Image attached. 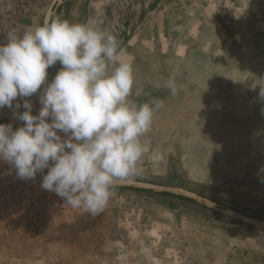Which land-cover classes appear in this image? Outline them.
Listing matches in <instances>:
<instances>
[{"label": "rangeland", "instance_id": "374dc122", "mask_svg": "<svg viewBox=\"0 0 264 264\" xmlns=\"http://www.w3.org/2000/svg\"><path fill=\"white\" fill-rule=\"evenodd\" d=\"M50 1L36 0L12 22L19 31L42 24ZM54 18L98 19L117 36L125 32L133 92L140 91L131 99L164 101L147 133L149 150L127 178L264 216V0H68ZM60 67L48 69V80ZM169 77L177 81L175 96L163 86ZM26 99L35 115L37 95ZM14 111L0 109V123L22 126ZM42 176L23 180L31 203L19 205L36 208L43 197L57 205L49 216L13 219L8 227L4 219L0 264H264L262 229L126 188H113L99 214L63 212V199L41 187Z\"/></svg>", "mask_w": 264, "mask_h": 264}, {"label": "clouds", "instance_id": "9594fccd", "mask_svg": "<svg viewBox=\"0 0 264 264\" xmlns=\"http://www.w3.org/2000/svg\"><path fill=\"white\" fill-rule=\"evenodd\" d=\"M4 38L0 109L14 108L23 123L16 128L0 123V161L21 180L43 173L44 190L72 208L99 214L114 186L136 171L149 150L147 133L164 101L131 99L140 95L133 92V59L98 19L54 18L23 31L10 27ZM57 62L61 67L48 80V69ZM163 86L177 94L174 78ZM38 92L41 107L34 115L26 98Z\"/></svg>", "mask_w": 264, "mask_h": 264}, {"label": "water", "instance_id": "95a60500", "mask_svg": "<svg viewBox=\"0 0 264 264\" xmlns=\"http://www.w3.org/2000/svg\"><path fill=\"white\" fill-rule=\"evenodd\" d=\"M67 1L68 0H51L49 5L47 6V9L45 10L42 19V24L46 21H51L52 16H54L55 14L57 15L59 13V6ZM36 95H37L36 114H38L39 109L41 107L38 99L39 92ZM46 172L47 169H45V173ZM114 188L144 190V191H149L153 194L164 193L170 196L182 197L223 217L229 218L233 221H237L239 223L251 227L264 230V219H260L255 216L242 213L232 208L224 207L208 197H205L203 195H200L194 191H191L183 187L173 186V185H163L149 181L126 178L123 181H119L114 186Z\"/></svg>", "mask_w": 264, "mask_h": 264}, {"label": "built area", "instance_id": "2783aa9c", "mask_svg": "<svg viewBox=\"0 0 264 264\" xmlns=\"http://www.w3.org/2000/svg\"><path fill=\"white\" fill-rule=\"evenodd\" d=\"M36 0H0V43H5V36L10 27L20 30L12 21L29 11ZM29 205L31 201L23 197V180L17 177L15 169L0 161V228L4 219L19 204Z\"/></svg>", "mask_w": 264, "mask_h": 264}, {"label": "crops", "instance_id": "0c3cea01", "mask_svg": "<svg viewBox=\"0 0 264 264\" xmlns=\"http://www.w3.org/2000/svg\"><path fill=\"white\" fill-rule=\"evenodd\" d=\"M130 38H128L129 40ZM128 40L126 41V43L128 42ZM125 43V44H126ZM125 44L122 46L124 47ZM38 194V193H37ZM54 194V193H53ZM50 195V194H49ZM41 198V196H40ZM49 201L46 200V198L44 199H40V205L36 204V208H22L20 205L14 206L12 207L11 211L9 213H7L6 218H5V222L7 223V227L8 224L10 223V221H12L13 219H19V218H24L27 219L30 215L31 216H35L37 214H44L46 216L51 215V213L53 212V208L54 206L57 205V202L55 199H48ZM62 207H67V209H63V212H68L69 211V205H67L66 203H61ZM4 227V226H3ZM2 227V228H3Z\"/></svg>", "mask_w": 264, "mask_h": 264}, {"label": "trees", "instance_id": "16d2710c", "mask_svg": "<svg viewBox=\"0 0 264 264\" xmlns=\"http://www.w3.org/2000/svg\"><path fill=\"white\" fill-rule=\"evenodd\" d=\"M124 30H125V28H124ZM118 38H119V40H120L122 46H123V45L126 43V41L128 40V36H126V33H125V32H124L123 34H121L120 36H118ZM42 174H43V173H42ZM133 190H135V189H133ZM135 191H142V192H146V193H150V194H152L151 192H149V191H144V190H135ZM160 195L170 196V195H168V194H164V193H162V194H160ZM171 197H173V198H175V199H178V200H180V201H187V202H191V203H193L192 201H190V200H188V199H185V198H182V197H175V196H171ZM257 217H258V216H257ZM258 218H260V219H264V216H260V217H258ZM237 223H239V222H237Z\"/></svg>", "mask_w": 264, "mask_h": 264}, {"label": "flooded vegetation", "instance_id": "af4514ba", "mask_svg": "<svg viewBox=\"0 0 264 264\" xmlns=\"http://www.w3.org/2000/svg\"><path fill=\"white\" fill-rule=\"evenodd\" d=\"M125 31H126V30H125ZM122 32H123V31H122ZM121 34H122V33H121ZM121 34H120V35H121ZM120 35H119V36H120Z\"/></svg>", "mask_w": 264, "mask_h": 264}]
</instances>
